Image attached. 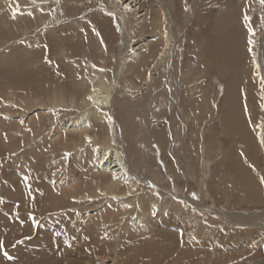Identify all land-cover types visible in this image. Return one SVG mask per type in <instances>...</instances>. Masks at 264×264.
I'll return each mask as SVG.
<instances>
[{
  "label": "rangeland",
  "instance_id": "374dc122",
  "mask_svg": "<svg viewBox=\"0 0 264 264\" xmlns=\"http://www.w3.org/2000/svg\"><path fill=\"white\" fill-rule=\"evenodd\" d=\"M21 1L7 6L0 0V264H54L69 258L70 249L82 248V243L78 264L99 255H109L116 262L136 258L139 264H222L232 255L244 256L249 240L259 243L264 238V201H252L234 191L227 202L222 193L225 180L242 178L224 157L231 152L239 157L236 145L243 143L222 122L231 86V92L247 89L244 94L252 96L247 97L252 114L243 111V115H253L254 126L263 127L264 135V103L259 99L264 100V83H260L264 59L261 64L256 61L252 49L257 45L251 38V29L258 31V40L264 33L261 0H145L135 10H122L131 20L128 46L112 12L119 9L114 0H50L20 6ZM61 4L66 11L59 8ZM142 14L143 22L138 23ZM69 17L75 19L66 21ZM142 39L148 40V46L139 55L124 53L125 45L128 51L131 42ZM104 83L112 88L115 103L109 113L119 127L127 165L150 181L147 190L133 199L125 218L120 214L122 204L113 207L97 200L101 195L91 199L87 210L94 218L89 221L97 222L100 229L80 231L65 215L78 207L77 200L66 196L62 205L68 208L59 210L62 195L54 181L72 170L90 182H82L78 189L94 193L93 178L107 179L76 153L79 146L72 142H83L80 134L63 133L57 140L51 135L60 123L78 118L87 109L83 104L87 93ZM239 91L237 101L245 106ZM96 126L104 137L107 124L96 122ZM156 131L164 141L156 138ZM248 131L258 148L249 152L251 164L244 157L239 160L246 169L244 175L250 174L252 186L262 193L255 200L264 199V137L259 130ZM201 140L210 156L215 146L219 149L209 174L205 167L200 170L202 164L194 154ZM85 155L91 161L92 153ZM174 158L193 167L197 179L170 176L167 164L172 165ZM205 181L214 183L213 188L211 184L204 187ZM161 188L168 193L167 204L154 193ZM185 197L195 203L204 200L203 208L194 207ZM35 199L39 209L47 208L37 226L30 211ZM160 206L163 212L154 218ZM142 213L152 217L147 232L131 228ZM108 226L112 233L104 238ZM18 230L21 237L15 238ZM91 233L94 243L85 244ZM89 244L95 246L92 251ZM120 245V251L116 250ZM256 251L249 263L242 264H264V242Z\"/></svg>",
  "mask_w": 264,
  "mask_h": 264
},
{
  "label": "bare ground",
  "instance_id": "6f19581e",
  "mask_svg": "<svg viewBox=\"0 0 264 264\" xmlns=\"http://www.w3.org/2000/svg\"><path fill=\"white\" fill-rule=\"evenodd\" d=\"M4 1L6 2L7 6L8 5L10 6L13 3V1H16V0H4ZM49 1L50 0H22L21 2H19V5L23 6L24 3L27 4V2H30L32 4H34V3L43 4V3H49ZM144 1L145 0H114V2L117 4L116 7H118L119 9H117L116 11L113 9L112 12L116 15L118 23H119L120 27L123 30L124 41H125L126 45H127V43L129 44V40H130L129 37H130L131 32L128 29V24L130 23L131 20H130V18L127 17V15L122 10L127 9V11H128L129 8L135 10ZM59 8H62L64 11L67 10L65 8V6H63L62 4H61V7H59ZM251 8H253V7H251ZM249 9H250V7H249ZM57 10H59V9L57 8ZM143 15L144 14L139 15V17L137 18L138 19V23H142L143 22ZM248 15H249V13H248ZM53 19H55V18H53ZM73 19H75V18L74 17H69V18H67L65 20L66 21H72ZM54 22L56 23V21H54ZM96 22H97V24H100V20L98 18H96ZM248 23H250V22H248ZM162 28H163V26H162ZM251 30H252V34H251L252 35V37H251L252 38V43L254 45L255 44L257 45V46H255L256 48L252 49L253 50L252 54L255 57V59L258 62V64H261L262 60L264 59V33H263L262 36L260 35V39L258 40V38L255 37V36L258 35L257 34L258 31L254 30V29H251ZM248 31H249V29H248ZM147 41L148 40L142 39L141 42H139V41H135L133 43L131 42L130 43V48H129L128 51H127V46L128 45L127 46L125 45L124 53L125 54H130V55H131V53L134 54V55L135 54L139 55L141 53V50L143 51V48L145 46H148L147 45L148 44ZM166 42H167V45L164 47L165 48L164 52L169 47V43H168L169 42V38H168V40H166ZM249 45H250V43H249ZM250 46H252V45H250ZM250 48H252V47H250ZM164 52H162L161 56H159L162 59H163V56H164V54H163ZM239 54H240V52H239ZM237 74H238V72H237ZM260 83H264V80L263 81L261 80ZM242 85H244V84H241V86ZM231 88H232V86H231ZM231 88L229 89L228 94L226 96V100L227 101H226V106L224 107V112L222 113V122L224 123L226 128L229 131H231V135L232 136L240 139L239 140L240 142H243L242 144L238 143L236 145V150H238L239 155L242 158L244 157V160L247 162V164H251V162H253V161H252V157L249 154V152L251 150H256L258 148V145L253 142V138L251 136L252 132L250 134L248 130H250V129L253 130V131L259 130L260 137H261V139H263V137H264V135H263V127L261 128L258 125L254 126L253 119H252L253 115L251 116V114H252V112H251L252 104H250L249 101H248V98H250L251 95L249 94L248 95L249 97H248V96H246L244 94V92H246L247 89H244L243 93L237 89V91H239L240 93L243 94L242 95V94L238 93L239 96L240 95L242 96V99L245 102V103L243 102L244 105H245V106H243L242 104L240 105L238 103V101H237V99H238V97L236 98L237 91L233 89L234 92H231ZM242 88H244V87H242ZM260 90H262V89H260ZM235 91H236V93H235ZM89 97H91V99H89ZM259 99L261 100L260 104L263 105V103H264L263 97L259 98ZM114 103H115V100H114L112 88L109 86L108 83H104L102 85V87L98 86V87L91 88V90L87 93V95L85 96V99L83 100V104L87 106V109L85 111H83L81 113V115H79L78 118H76V119L73 118L71 120H68L64 124L60 123L61 125L56 127V129L54 130L53 134L51 135V139L57 140V139L61 138V135L63 133H66V134H80L82 136V138H83L82 139L83 142H80V143L76 142V141L72 142L73 145H76L77 147L79 146L80 150L77 151L76 153L81 156L80 157L81 160L83 158H85L83 160H84L86 165H87V163L92 164L93 172H94V170H97V172L99 174V177L102 176L101 178L107 179L106 181L104 180L105 182H101V181L99 182V180L97 179L98 176L93 178V181H92L91 184H94V186H95L94 193H89L91 189L89 191L85 190V189H82V190L78 189L83 184L82 182H84V181L87 182L88 178L87 179L86 178H81L80 176L76 177V175L72 174V172H71L72 170L71 171L69 170L65 175L64 174L60 175L59 176V180H55L54 181L55 187L59 186V191H61V195H62L61 199L59 200L60 201L59 202V210H66L68 208V207L62 205V203H63L62 201L64 199H66V196H70L69 199L72 198V197H75V200H77L76 203H78V207L77 206H75L76 208L75 207L74 208L69 207V209L71 208V210H70L71 213L70 214H65V215L67 217H69V219L71 220L69 223L74 225L78 230L80 229V231H81V229L83 230L85 227L88 228V229L91 227L92 230L100 229V227L98 226L97 222L89 221L90 219L94 218V216L87 210V208L90 205V200L91 199H94L98 195H101V197L96 198V199L99 200V201L105 200L107 203H109L113 207L116 204L117 205L122 204V209L120 208V214H122V216L125 218L127 216V214H129L131 212V208H132V205H133L132 204L133 199L138 194H140L141 190H144V189L147 190V188L149 186L148 184H149L150 180H149V178L147 176L142 177L139 174L135 175V170L133 168H131L129 165H127L128 163H127V159L125 157L126 156V151H125V149L123 147V144H122L121 133L119 131V127L116 125L113 117H111V115H110V113H112V109H113L112 107H113ZM174 103H176V102H174ZM239 105L242 106V108L244 107V110L243 109L240 110V106ZM235 108H237V111L235 110ZM243 111L250 112L251 114L248 115L249 117H246V116L243 115ZM108 119H111V120H108ZM96 122L107 124L108 131H107V133H105L104 137H101L100 134L97 132ZM171 127H173V125H171ZM103 128L104 127H102L101 129H103ZM152 131H153V129L151 130V132ZM243 131H245L244 134H243ZM174 135H175V129H173V136ZM155 136H156L157 139L160 138V139H162V141H164V137H161V134H159L158 131H156ZM202 141L203 140L199 141V143H200L199 147H196L195 149L193 148L196 151V152H194V154L196 155V157L198 156V158H199L198 162L200 164H202V167H199L200 170H201V168L205 167L206 171L209 174L211 160H214V157L217 158V156L219 154L218 153L219 149H218V147L215 146L213 151H211L212 152V154H211L212 157H211L210 154H208L209 151H207V149H205V147L203 146V142ZM99 144H103L104 147L105 146H107V147L99 149V147H97V145H99ZM161 146H163V145H161ZM87 148L88 149L92 148V151L88 152ZM162 148H164V147H162ZM193 149H192V151H193ZM75 150H77V149H75ZM173 151H175L177 155L179 154L178 153L179 150H177L176 148H174ZM171 152H172V149H171ZM85 153H87V154L88 153H92V158L90 159L91 161H89V158L85 155ZM220 154H221V152H220ZM226 156H224V157L227 158L228 161L231 160L232 169L235 172H237L239 175H242L241 176L242 178H241V180L234 179L235 181L230 179V178L225 180V183H223L224 187H223V190H222V193H224L225 196L227 195V198L225 200L227 202H229V200H227V199L232 197L231 193L234 192V191H238V192L240 191V192H242V194L240 193L241 197H247L248 199H252V201H257V202H259L261 199H262L261 201H264V199L262 197L258 198L257 200H255V198L258 197V196H261L262 193H260V191H258L259 188H257L256 186H252V185H254V183H251V180H252L251 175L250 174H248L247 176L244 175L246 169L244 170V166L242 165L241 161L239 160L240 156L237 157L235 152H233V153L231 152L229 157H226ZM142 159L144 161L141 164H143V166H145L146 165V161H145L146 160V156L143 155ZM174 160H175V158H174ZM167 169H168V172H169L170 176H173V177H175L177 179H186L187 181H189L192 178L197 179V175H195L193 167H191L189 165H185L180 158L175 160V162L172 163V165L167 164ZM205 175L208 176L207 173H205ZM205 180L208 181V178H205ZM207 181H205L203 186L206 187V186H210V184H211V188H213V184L214 183L213 184L212 183H206ZM88 183L90 184L89 181L86 184H88ZM247 184H249V186ZM218 185H217V187H218ZM33 186H35V184ZM76 188L78 189V193L74 194V192L76 191L75 190ZM200 188H201V190H203L202 187H200ZM220 189H222V188H220ZM205 192H206L205 190L202 191V196H203L204 200H206L207 197H208V196H206ZM154 193L158 194L165 204H167L169 202V200L166 197V194H168V193H167V191L164 188H161L160 190H156ZM243 194H244V196H243ZM184 199L188 200V202L191 205H193L194 207L199 208V209L204 205V203H203L204 200L202 202H200V203H198V202L195 203L188 197H185ZM206 203L207 202H205V204ZM49 204H50V207H51L52 204L51 203H49ZM104 204H106V203H104ZM32 205H31V208H30L31 213L34 216V217H32V220H33L34 226H37V225H39L40 219L42 220L41 215L45 214L44 211L47 208L46 209H39L38 208V201L36 199L33 201ZM74 205L75 204H73V206ZM179 205H181V201H180ZM56 207L57 206H55L54 208H56ZM162 209H164V206H160V212H158L159 214L156 215V217H154V218H159L160 217L161 212H163ZM106 211L109 212V208ZM164 211H166V210H164ZM117 213H119V210L117 211ZM117 213L115 211L114 213H112V215L113 214L115 215ZM152 214H153V212H152ZM149 216L150 215L146 214V213H142L141 215H137L133 219V225H131V228L133 230L142 229L145 232H147L148 229H149V224L153 225L152 224L153 221L150 220L152 217L149 218ZM231 219H233V218L231 217ZM233 221L237 222L236 220H233ZM41 227H43V226H41ZM104 229H105V232H104V234H105L104 236L105 237L104 238H108L110 236V233H112V230H109V226H108L107 229L106 228H104ZM21 231L22 230H18L16 232L15 238H20L21 237L19 235L21 233ZM23 232L26 233V232H28V230L24 229ZM116 233H118V231H116ZM165 234H168V231L167 232H162L161 233V237L163 235H165ZM170 234H172V233L170 232L169 235ZM92 235H93L92 233L90 234L91 237L89 235H87L89 240L85 241V244H88L90 242L92 244L94 243L93 240L91 239V238H93ZM116 235H118V234H116ZM172 235H174V234H172ZM85 240H86V238H85ZM160 240H162V239H160ZM248 242H249L248 245H247L248 249H246V253L244 254V256L239 257V256H235V255L233 256L232 255L231 257H229L230 258L229 261L223 262L222 264L249 263V261H251L253 259V257L256 256V252H257L256 250L263 244L264 238H262L259 243L257 242V240L256 241H254V240L250 241L249 240ZM74 245H75V243H74ZM77 247L74 246V248H71L70 252L67 253L68 255H70L69 258L66 259L64 257L65 259H62L60 261L57 260V261H55L54 264H78L77 260H79L81 258V254H83V251H82L83 250V243H82V245H80V247H82V248H79V247L77 248ZM87 247H89L91 249V251H92L93 247H95V246H92L91 244H89V245H87ZM121 247H122V245L117 247L116 250L120 251ZM75 249L77 250L76 252L74 251ZM78 249H81V250L78 251ZM73 251H74V254L72 253ZM96 253H97V251H96ZM96 258H97L96 260H93V261L88 260L86 263H83V264H139L138 262H140L139 259L135 258L133 260L131 257L123 258L125 260H123L122 262H116L115 259L112 258L109 255H105V256L104 255H99ZM126 259H129V260L126 261ZM39 264H45V263L41 262ZM201 264H207V263H201Z\"/></svg>",
  "mask_w": 264,
  "mask_h": 264
},
{
  "label": "snow or ice",
  "instance_id": "6c2138e0",
  "mask_svg": "<svg viewBox=\"0 0 264 264\" xmlns=\"http://www.w3.org/2000/svg\"><path fill=\"white\" fill-rule=\"evenodd\" d=\"M262 3H264V0H261ZM89 99H91V97H89ZM5 255H7V253L5 252Z\"/></svg>",
  "mask_w": 264,
  "mask_h": 264
}]
</instances>
